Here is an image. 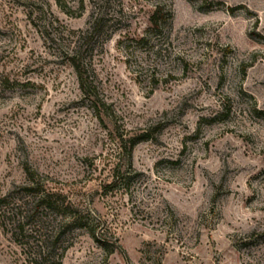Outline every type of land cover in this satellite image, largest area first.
Masks as SVG:
<instances>
[{
    "label": "rangeland",
    "instance_id": "obj_1",
    "mask_svg": "<svg viewBox=\"0 0 264 264\" xmlns=\"http://www.w3.org/2000/svg\"><path fill=\"white\" fill-rule=\"evenodd\" d=\"M59 1L0 0V196L28 165L117 248L74 229L39 256L0 227V264H264V0ZM95 18L103 33L81 45ZM116 129L147 136L127 193L101 188Z\"/></svg>",
    "mask_w": 264,
    "mask_h": 264
},
{
    "label": "trees",
    "instance_id": "obj_2",
    "mask_svg": "<svg viewBox=\"0 0 264 264\" xmlns=\"http://www.w3.org/2000/svg\"><path fill=\"white\" fill-rule=\"evenodd\" d=\"M55 3L64 10L59 0H55ZM159 11V8L155 7L149 16V23L154 28L158 27ZM99 21V18H95L87 35L79 37L81 45L91 40L95 34L103 33L104 29ZM80 49V46L71 49L72 53L66 58L75 71L82 97L88 102L95 118L104 124L110 115L96 91L90 63L79 65L76 61ZM145 139L146 135L136 136L130 135L124 129L115 130L112 140L116 155L109 168L110 179L101 185L103 192L113 189L128 192L130 184L139 174L132 166V151L136 144ZM23 172L24 183L0 196V227L10 234L16 244L28 251H37L39 256L49 254L50 251H65L66 247L59 246L64 235L74 229H82L101 248L107 251L117 248L116 238L111 243L107 241L106 234L99 229V220L90 213L91 211L78 207L60 189L51 186L48 176L28 165H24ZM61 256L62 254L59 258Z\"/></svg>",
    "mask_w": 264,
    "mask_h": 264
}]
</instances>
